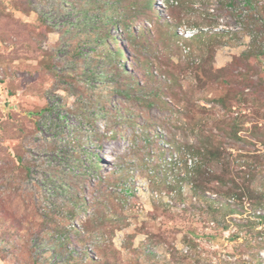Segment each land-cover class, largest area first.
<instances>
[{"label":"rangeland","instance_id":"rangeland-1","mask_svg":"<svg viewBox=\"0 0 264 264\" xmlns=\"http://www.w3.org/2000/svg\"><path fill=\"white\" fill-rule=\"evenodd\" d=\"M79 1L0 0V264L64 260L52 255L47 236L55 227L41 208L73 206L63 190L72 193L71 180L83 173L90 207L80 205L67 228L102 211L119 224L110 227L103 215L94 219L106 230L88 243L89 259L98 260L95 246L102 245L109 264H264L263 222L260 235H247L235 223L250 212H230L209 192L216 216L226 215L229 226L205 222L207 203H197L187 180L188 145L212 135L222 163L230 164L209 168L247 171L253 187L264 190V0H154L152 13L136 20L151 41L138 53L153 70L165 67L169 76L153 74L170 83L166 104L151 108L110 94L107 73L117 62L105 53L131 50L122 35L117 45L95 39L93 28L101 25L95 17L102 13L91 10L92 0ZM123 64L146 84L133 60ZM112 131L114 138L105 136ZM98 159L101 167L92 169ZM105 192L115 193V205ZM254 211L264 216V208Z\"/></svg>","mask_w":264,"mask_h":264},{"label":"trees","instance_id":"trees-1","mask_svg":"<svg viewBox=\"0 0 264 264\" xmlns=\"http://www.w3.org/2000/svg\"><path fill=\"white\" fill-rule=\"evenodd\" d=\"M64 1L72 6L75 5L78 0ZM84 1L86 0H80L79 6L85 4L83 3ZM100 2L101 0H92L89 2V5L92 6V11H100L102 13L100 16L95 17L96 20L101 22V25L95 24V28H93L95 34L98 35L95 39H101L102 43L104 42L103 39H113L116 41L117 45V37H119L118 35H122L127 42V48L131 50V53L126 55V52L121 50L120 47H117L115 52L113 50H109L108 54L105 53L108 61L114 62L116 60L117 62L116 65L108 70L107 73V75H110V81L112 83L110 94L115 92L120 93L125 96L127 100L141 102L143 106L148 108L155 106L157 101L165 103L163 101V96L167 91V85L170 82H167L169 81L168 79L162 83L158 82V79L153 72H155L156 75L160 72L161 76L167 77L169 76V71L162 66H159L158 68L156 67L153 70V63L150 59H148L149 57L141 56L138 53L139 47L147 48L150 46L151 41L150 39H144L146 35L150 34L149 29L145 26L137 27L136 20L140 15L144 16L148 11H151L152 13L154 9V0H104L103 5ZM248 3H250V0ZM152 16V14L151 16L146 15L147 22L152 19ZM136 29H138V31ZM100 46L102 47V45ZM97 53H100V51H97ZM130 54H132V56ZM130 60H133L134 62V64H131L133 70H142L144 74L147 75V77L144 78L146 84L140 85L138 79L135 78V75L126 69L123 62ZM104 76L106 75L104 74L103 77ZM169 79L171 80V78ZM148 82L154 83L155 87L148 88ZM159 106L160 108L164 107L161 105ZM100 107H103V105L101 104ZM125 109L126 107L122 108L123 117L126 116L124 113ZM108 112L112 115L113 112L119 113L120 111L119 109H109ZM120 122H124V120ZM127 122L133 124L132 120H127ZM108 124L110 125V123ZM115 135L116 133L112 131L111 134H106L105 136L114 138ZM215 138L216 136L212 135L203 136L199 140L198 145L190 144L187 147V152L192 157V164L189 171L191 177H187V180L191 184L190 191L199 199L197 202L198 204L203 202L207 203V206H204V208L200 207L203 208L202 210L204 215L209 216V218L205 217V222H212L216 227H221L222 230H226L229 226L226 220V215H222V221H219V218L216 216V210L219 212V208L216 209L214 207L213 200L209 201L210 198L207 197V193L209 192L217 195V198L219 196L223 200V206H225L230 212H236L239 215L250 212L246 216V219L243 218L241 219L242 221L240 220L235 224L238 229H247V235L253 234L254 232L256 235H260L262 232L256 228L261 222L264 224V216H257L254 210L264 208V190H258L253 187V179H251L252 175H250L247 171L241 170V173H238L235 169L233 173H230L227 169L224 172L219 173L209 168V164H212L213 162L222 163L221 157L223 152L217 145H215ZM18 159L19 161L21 160L20 158ZM101 161V159H98L97 162H92L91 168L98 169L101 167ZM222 164L228 166L230 163L224 162ZM109 177L110 176H107L105 178L106 182L110 181L108 179ZM87 179L88 175L86 173L79 176L78 180L72 179L70 182L71 187L74 189L72 193L69 190L66 191L64 188L65 190H63V192L67 195L70 194L71 200L74 201L73 206L70 205V202L67 203V201L65 202V200H63L65 203L62 205L53 204L50 209L41 208L42 215H44L48 219L47 221L52 223L55 227V231L50 234L48 232L46 233V236L49 234L47 237H51L49 246L54 249L52 255L54 257L57 255L58 258H64V260L59 261L57 264H109L105 261V256L101 254V251H104V246L102 245L95 246L96 251L99 252L98 260H91L92 258L89 259L88 257L91 251L88 249V243L95 240L96 232L105 233L106 229L103 228L102 222L94 223V219L98 218L99 215H101V217L102 215L104 216V220L108 222L110 227L115 228L119 225L118 221H113L114 215H112V213L107 211H102L98 214L95 213L94 216L88 217L86 221L81 220L80 227L77 226V221V224L73 225L71 229L67 228L68 223H70L69 221L74 219L79 214V211L82 210L80 205H83V207L85 206L86 209L90 207L89 203L85 201L82 196V192L86 187ZM114 181V185L118 186V181ZM104 195L107 196V201L111 204V206L115 205L113 202V198L116 197L115 193L105 192ZM179 195L182 197L181 191H179ZM99 197H101L100 204H103V197ZM245 198L248 199V203L252 207L253 211H248V209L244 207L246 203L244 200ZM227 201L232 203L229 204ZM251 216H254L255 218H252ZM37 235L40 236V234ZM192 242L193 240H188L189 245H193ZM78 248L81 249L80 252H76ZM113 257L116 258L115 261H118L116 256ZM34 264L40 263L35 260ZM237 264H241V262H238Z\"/></svg>","mask_w":264,"mask_h":264}]
</instances>
